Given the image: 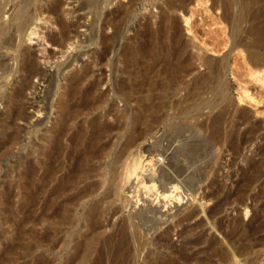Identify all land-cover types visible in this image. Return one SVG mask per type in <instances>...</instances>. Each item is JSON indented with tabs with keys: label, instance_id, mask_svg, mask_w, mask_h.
<instances>
[{
	"label": "rangeland",
	"instance_id": "1",
	"mask_svg": "<svg viewBox=\"0 0 264 264\" xmlns=\"http://www.w3.org/2000/svg\"><path fill=\"white\" fill-rule=\"evenodd\" d=\"M72 1L74 0H67L75 4ZM167 2L173 3L177 9L174 11L166 9ZM175 2L178 3L175 4ZM179 2L181 0H139L132 11L133 14L130 15L126 24L121 26L124 32L120 33L117 42L114 43L115 48L112 47L104 60L94 59V61L87 55H83L85 51L90 54L92 52L90 48L96 50L98 48L96 44L86 46V43H77V45L75 43L72 47L67 45L61 49L41 40L38 35H32L31 41L26 40L21 44L20 49L28 48L37 53L39 64L45 75L42 79L39 76L30 79L31 86L25 92V100L27 99L28 104L27 114L31 117L28 122L16 123L15 126L21 129L19 138L11 144L7 142L5 136L7 132L5 133L6 130H3L0 125V264H77L78 262L80 248H73L74 242L66 245L61 238L56 237L51 242L50 251L44 250L43 247H33L30 232L33 228V218L42 213V202L40 199L39 203L33 207L27 201L29 189L24 172L29 162L43 158L38 150L39 148L43 150L44 141L41 136L55 114L52 101L54 100V103L57 96L54 92L59 91L57 85L64 86L69 76L68 72L70 74L71 71L81 70L85 64L91 67L92 75L94 74L92 78L97 79L99 84L98 90L105 93L107 103L103 104L98 113H102L104 119L110 122L113 120L112 112L110 114L105 112L111 106L117 110L130 111L131 109L133 111L136 103L142 102L147 97L153 101L162 99L163 106L158 112L160 120L154 125L153 136L147 137L141 143V150L144 153L147 154L145 149H152L150 145L154 140L157 141L158 150L166 151L168 157L173 153L170 150L181 148V146H189L195 154L192 151L188 154L186 150L189 148L185 147L182 152L186 155L182 153L180 154L182 157L178 158L179 160L182 158L181 164L187 172H183L184 175H191L193 172L194 177L191 176L192 179L188 180L189 187L193 189L190 190L192 198H183L178 204L179 210L174 207L168 211L156 208L143 212L140 219L136 220L143 239L140 249L135 250L134 242L132 241V244V239L130 240L127 235V242L118 250L105 246L103 243L98 244L83 264H93L98 258L100 264H221L220 257L215 253L220 247L233 251L239 264H264V77L261 75L260 77L252 69L253 66L247 56L249 46L246 47L257 34L264 33L261 30L264 29V0H186L187 4L184 3L183 6H180ZM222 6L225 9L222 10ZM242 7L243 12H241ZM224 11L226 12L223 15ZM253 11L259 14L258 17ZM237 14H241L243 18L237 19L239 16ZM166 16L176 18L175 30L170 22L165 20ZM244 21H247L246 24ZM36 23L45 27L41 30V35L45 34L48 26L52 30H57L49 23L42 24L41 21ZM237 26L239 31L235 33L231 27ZM107 29L109 32V28H105V31ZM79 31L88 34L84 28H79ZM95 31L99 36L100 21L95 24ZM173 31H176L179 37L176 44L171 40ZM240 34L244 35L239 37ZM238 38L239 41H237ZM155 40L158 44L167 46L171 52L178 50V53L175 52L176 54L174 53L175 55L168 62L147 57L131 60L124 58L121 54L126 43L147 45ZM146 41L149 42L146 43ZM44 48L45 51L42 50ZM3 53L6 54V49L0 47V59L5 56ZM72 55L73 57L78 55L79 58L71 59ZM66 56L69 57L71 66L67 65L70 61L66 59ZM224 56H228L226 62L230 68L226 73L222 70L216 80L214 71L217 67L214 65ZM203 57L211 60V66L204 63ZM65 59L68 61L65 62ZM183 60H186L189 65L176 77L171 78L163 71L165 65ZM58 64L59 69L62 68V64L66 66L63 73L61 72L63 69L58 70ZM206 70H209L211 74L209 72L206 74ZM50 77L56 80L52 81L54 86L47 81ZM199 77H202L200 79L203 82ZM10 79L6 82L7 89L19 84L16 79L20 81L19 77L12 78L11 81ZM0 80L3 79L0 78ZM195 92L199 93L195 94ZM219 98L222 99L219 100ZM201 99L205 100V104L202 103L203 106L201 102L204 100ZM3 106V103H0V113L5 110ZM221 108L224 110L220 111ZM195 110L202 112L200 114V111ZM191 116L195 122L198 119L199 124L192 123ZM189 118H192L191 122L187 121ZM38 120L44 122L36 125L35 122ZM215 120L220 126L213 125ZM178 122L184 124L180 123L178 127L176 125ZM174 125L179 129L177 130ZM207 125H210V129ZM251 125L255 127L250 129ZM202 127L205 128L204 131ZM217 127L219 128L216 129ZM186 128H189V131L184 130ZM211 134L214 137H211ZM175 137L178 139L176 140ZM154 155V161H156V153ZM189 156L191 158L187 159ZM185 158L188 162L196 161V159L198 162L189 164ZM182 187L184 188L183 185L179 188L181 191H183ZM136 200L138 202L143 200L141 194L136 197ZM200 200L202 201L198 202ZM199 207L204 208L203 211H199ZM187 208L197 209L198 212L188 220H181L180 217ZM120 218V213L114 214L104 221L101 228L103 237L110 236L113 243L120 234L122 224ZM35 228L40 232L41 224H36ZM81 230L84 232L85 226L81 227ZM160 239L165 245H156Z\"/></svg>",
	"mask_w": 264,
	"mask_h": 264
},
{
	"label": "bare ground",
	"instance_id": "2",
	"mask_svg": "<svg viewBox=\"0 0 264 264\" xmlns=\"http://www.w3.org/2000/svg\"><path fill=\"white\" fill-rule=\"evenodd\" d=\"M41 1H43V3H41ZM138 1L139 0H74L72 2L75 4H73L67 2V0H0V47H4L6 49V54L3 53L5 56L0 59V78L3 79L0 80V103H3V107L5 109L3 113H0V125L1 128L3 127V130H6L5 133L7 132V135H5L7 137V142L11 144L19 138L21 129L15 126L18 121L28 122L30 120L29 118L31 116H29L26 111L28 108V104L26 102L27 99L25 100V92L31 86L30 79L36 76H39V78L42 79L45 75V72H43L40 66L41 64H39L37 53L28 48L20 49L22 46L21 44L26 40L31 41L32 35H38V38L40 37L41 40L61 49L67 45L72 47L75 43L76 45L77 43H86V46L96 44L98 45L96 50L90 48V51L92 50V52L89 54L85 51L83 52V55H87L88 58L93 60L96 59V61L104 60L111 51L112 47L116 45L114 43L117 42L116 40L118 39L120 33L124 32V30L122 31L123 27L121 28V26L124 23L126 24L130 15L133 14L132 11ZM177 3L178 2H175V4ZM179 3L180 6H183L184 3L187 4L186 0H181ZM104 8H106V10H104ZM221 8L222 10L225 9L223 6ZM166 9L174 11L177 7L173 3L167 2ZM225 12L226 11L222 14L224 15ZM241 12H243V7ZM254 14H256L257 17L259 15L256 12H254ZM254 14H252V16H254ZM237 15H239V18L237 17V19L240 20L243 18L241 14ZM226 18H224V20L227 21L228 18ZM165 20L169 21L170 25L175 30L176 18L166 16ZM36 21H41L42 24L49 23V25L56 27L57 30H52L48 26L47 31L45 30V34L43 33V35H41V30L43 28L45 29V27L37 24ZM99 21L100 33L99 36H97L95 24ZM250 21L252 23V20ZM244 27L242 28L244 29ZM79 28H84V31H88V34H84L83 31L80 32ZM105 28H109V32L108 29L105 31ZM231 29H233L235 33L239 31L238 26L233 28L231 27ZM261 30L264 31V29ZM243 35L244 34H242V36ZM242 36L240 34L239 37ZM178 38V33L173 31L171 38L172 43H178ZM237 41H239V38ZM147 42L149 41H146V43ZM246 47H248V51H246L248 59L253 66L252 69L256 74L264 77V33L257 34ZM42 50L45 51V48ZM44 51H42V53H44ZM177 51L178 50H174V52H171L167 46L162 44L160 45L155 40L151 41L147 45H134L132 43H126L123 46L121 54L124 58H129L131 60H135L138 57H147L168 62L173 55L178 53ZM197 52L200 53L199 51ZM78 55H75L74 57L72 55L71 59H78L80 56ZM201 55L197 56L200 57ZM227 57H222V59H219V62L214 65L217 67V70L214 67L215 71H217L216 73L213 70L214 74H216V77L214 76L216 80H218L217 77H219L222 70L226 73L230 68L226 62ZM66 59H69V57ZM66 59L65 62L68 61ZM10 60H12V63H10ZM202 60L204 63L211 66L212 62L209 58H204ZM70 64L71 61L69 64L67 63V65L71 66L72 64ZM171 64L167 66L165 65V69L163 70L171 78L176 77L180 71H184V69L189 65L186 60ZM65 67L66 66H63L62 64V68L59 69L58 64V70L63 69V71H61L62 73L64 72ZM67 70L69 71L70 69ZM209 70H206L207 72L205 71V73H210ZM92 72L91 67L88 64H85L81 70L71 71L70 74L68 72L69 76L66 75L68 76L67 78L65 76L66 83L64 86L57 85L59 91L57 93L54 92V94L57 95L55 102L53 103V98V101L51 100L53 106L52 108L55 109V111H53L55 114H52V119L50 117L52 121H48L49 125L44 129L42 135L43 137L41 136V139L43 138L42 140L44 141L43 150L41 149V151L40 148L38 150L43 156L40 155V153L39 155L43 158L42 160L39 159L40 161L34 160L29 162L24 172L25 178L27 179V187L29 189L27 201L33 207L39 203L40 199L42 202V213L33 218V228L30 232L33 247H43L44 250L50 251L51 242L56 237L61 238L66 245L74 242L73 248H80L77 264L85 263L98 244L103 243L105 246H111L117 250L121 249L128 240L127 235H129L130 240L132 239L131 243L132 241L134 242L135 250L140 249L143 244V239L141 238L139 223L136 220L140 219V215L143 214V212L148 209L156 208L168 211L169 209L177 207L179 210L178 204L182 202L183 198L187 199L189 197H193L192 192L190 191L193 189L188 185V180L194 177V175L192 176L193 172L191 171V175H184L183 172L186 171L181 164L182 158L180 160L178 159L182 157L180 154L184 153L183 155H186L185 152H182L184 150L183 148L186 146L170 150V152L173 151V153L171 152L172 154L170 153V157H168L169 155L166 151L160 152L158 150V146L156 144L157 141L155 142L154 140L153 144L150 145L152 149H145L147 154L141 150L142 141L147 137L153 136L152 130L154 125L160 120L158 112L163 106L162 99L159 98L157 101H153V99L147 97L142 100V102L138 101L133 111H131V109L130 111H128V109L117 110L111 106L105 112L108 114L112 112L113 120L110 122L104 119L102 113H98V111L103 107V104L107 103V101L105 99V93L98 90L97 85L99 84L97 79L95 80L92 78L94 77ZM54 73L55 72H53V74ZM18 77L20 81L17 79L16 81L19 84L16 87L13 86L14 88L7 89V80L10 79L11 81L12 78ZM51 77L47 79V81H50L54 86L53 82L56 80L54 81L53 79L55 78ZM200 78L202 77H199V79ZM205 79L206 77L204 80ZM200 81H202V79H200ZM202 82L199 83L202 84ZM220 82L222 81L220 80ZM192 87L194 88V86ZM200 87L201 86H199V88ZM203 88L205 90V87ZM199 92H195V94ZM221 96L223 97V95ZM190 97L192 98V96ZM206 98L207 97H205V100H207ZM215 98L217 97L215 96ZM221 99L219 98V100ZM201 100L203 101L204 99ZM205 100L201 102V104L204 103ZM223 100L225 102L227 101L226 99ZM191 102L193 103V101ZM207 103L209 104V101ZM214 103H216V101ZM204 104H202V106ZM49 105L51 106V102ZM221 107H223V105ZM185 108L187 109L189 107ZM221 110H224V108H221L220 111ZM35 111H37V109ZM188 112H190V110ZM201 112L202 111H200V114ZM219 113L222 114L221 112ZM181 116L183 117L185 115ZM191 117L193 118V116ZM192 118H189L187 121L190 120L189 122H191ZM42 121L43 120H38L35 123L36 125L41 124L44 122ZM193 122H195L194 118L192 123ZM180 123L181 122H178L176 125L178 126ZM195 123L199 124V120L197 119V122ZM217 123L218 122L216 121L213 125ZM254 127L252 126L250 129ZM218 128L219 127L216 129ZM176 129L178 130L179 128L176 127ZM188 129L189 128H186L184 130L187 131ZM204 129L205 128L202 127L203 131ZM172 131H174L173 128ZM186 131H184V133H186ZM215 131L218 132V130ZM198 134H196L197 137ZM211 135H209V137ZM226 135H228V133ZM211 137L214 136L212 135ZM177 139L178 138H176V140ZM186 148H189V146ZM190 151H192V153L194 152L192 148L186 150L188 154ZM154 153H156V161H154ZM193 154H195V152ZM186 158L185 161L191 157L189 156V158ZM196 161L188 162L187 160L189 164L191 162L193 164V162ZM38 172L40 174H38ZM182 185L184 186V188L182 187L183 191L179 189ZM140 194L143 200L138 202L136 197ZM201 201L202 200L198 202ZM203 209L204 208H200L199 211H203ZM197 212V209L187 208L181 215L180 219L188 220ZM116 213L121 214L120 219L122 224L118 239L113 243L109 238L110 236H107L109 239L107 237H103L101 228L104 221L108 218L110 219L111 216ZM38 223L41 224L40 232L37 228H35ZM83 226H85L84 232H82V230L80 231ZM156 245L163 246L165 243L160 239L156 242ZM215 253L220 257L221 264H239L234 252L228 250L227 248L220 247L219 249H216ZM98 260L99 258L96 259L93 264H100V261Z\"/></svg>",
	"mask_w": 264,
	"mask_h": 264
}]
</instances>
